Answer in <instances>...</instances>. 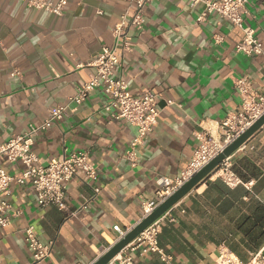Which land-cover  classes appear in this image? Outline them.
I'll list each match as a JSON object with an SVG mask.
<instances>
[{
    "label": "crops",
    "instance_id": "1",
    "mask_svg": "<svg viewBox=\"0 0 264 264\" xmlns=\"http://www.w3.org/2000/svg\"><path fill=\"white\" fill-rule=\"evenodd\" d=\"M134 11V0H67L63 15L26 0H0V142L67 105L96 74L89 63L115 44L114 29ZM202 11V4L189 0H153L144 8L143 31L130 29L131 50L121 57L115 77L132 93L156 92L159 111L158 124L137 147L135 165L127 153L138 129L113 117L101 88L37 135L38 165L64 152L87 151L97 179L88 182L79 173L68 183V211L42 207L31 181L13 180L5 195L13 206L11 224L0 227V264L31 261L29 226L43 243L54 241L50 257L38 264H93L116 243L115 226L133 229L142 220L143 204L160 188L158 179L183 176L200 146L198 134H222L220 122L242 104L235 79L247 77L257 94L264 93V0H250L243 15L261 43L260 55L237 51L243 31L216 13L199 22ZM228 162L239 180L235 185L225 182L220 166L162 217L159 246L168 261L139 248L123 251L110 264L127 253L133 264H217L224 248L244 262L264 252V245L245 236L264 206V127ZM0 167L14 177L24 170L21 162L5 158ZM97 184L101 192L94 198Z\"/></svg>",
    "mask_w": 264,
    "mask_h": 264
},
{
    "label": "built area",
    "instance_id": "2",
    "mask_svg": "<svg viewBox=\"0 0 264 264\" xmlns=\"http://www.w3.org/2000/svg\"><path fill=\"white\" fill-rule=\"evenodd\" d=\"M27 3L39 9H46L57 15H63L67 0H59L58 3H50L46 0H26ZM153 0H134L135 11L130 20L126 16L114 29L115 44L112 47H103L102 51L89 63L95 67L96 74L84 85L77 89L74 97L69 99L67 105L58 106L50 113V117L38 125H32L22 135L11 137L5 142H0V160L5 158L9 163L21 162L24 170L21 176L14 177L4 168L0 167V227L5 228L11 224L10 210L13 206L5 199L10 184L13 180L19 183L31 181L37 195L38 203L42 207L53 206L61 211H68L67 190L68 183L79 173L85 175L86 180L95 181L97 171L89 159L87 151L75 152L67 155L65 152L51 158L46 165H38V156L33 150L35 138L41 132L47 130L55 122L63 119L70 105H81L92 91L101 88L107 95L109 106L114 109L113 117L123 119L138 129V136L132 143L127 153V158L135 165L137 161V147L158 124L159 111L157 109L158 94L152 90H145L141 94L132 93L128 83L121 77H115V69L120 64L124 53L131 50L130 29L132 27L143 31L144 8ZM193 6L202 4L203 11L198 18L199 22L206 20L211 14H218L228 19L235 27L243 31V37L237 45V51H243L249 55L263 53L260 41L255 36L251 27L245 26L244 12L246 4L250 0H189ZM235 87L242 99L240 110L229 113L220 122L222 134L214 136L211 130H204L198 134L200 146L190 163L188 169L179 179L172 180L161 177L157 183L160 186L156 197L143 204V218L149 216L162 202L175 193L193 175L205 167L224 148L248 129L259 117L264 114V93L257 94L252 82L247 77L235 79ZM75 107V109H76ZM223 179L229 185H235L239 180L233 173L231 164L226 159L223 164ZM101 192V187L94 186V198ZM90 200H86L83 207L88 206ZM76 211L70 213L74 215ZM19 212L13 213L18 216ZM162 217L147 227L134 241L126 246L123 251L142 249L143 253H159L164 261L169 260L159 246V235L162 230ZM118 239H123L132 229L123 230L115 226ZM25 239L31 250L32 258L28 264H38L50 257L54 241L43 243L36 234L35 228L29 226L25 230ZM111 247H105L107 252ZM122 251V252H123ZM121 252V253H122ZM120 253V254H121ZM119 254V255H120ZM118 255V256H119ZM117 256V257H118ZM116 257V258H117ZM115 258V259H116ZM113 261V260H112ZM111 261V262H112ZM117 264H133V258L127 253L124 258L117 260ZM217 264H264V252L254 253L249 261H242L230 250L221 249Z\"/></svg>",
    "mask_w": 264,
    "mask_h": 264
},
{
    "label": "water",
    "instance_id": "3",
    "mask_svg": "<svg viewBox=\"0 0 264 264\" xmlns=\"http://www.w3.org/2000/svg\"><path fill=\"white\" fill-rule=\"evenodd\" d=\"M264 127V114L259 117L248 129H246L234 141L228 144L224 150L211 160L205 167L193 175L175 193L162 202L149 216L142 219L129 233L116 242L106 253L98 258L93 264H110L128 244L134 241L147 227L160 219L183 197L191 192L195 187L217 171L223 162L243 147L261 128Z\"/></svg>",
    "mask_w": 264,
    "mask_h": 264
},
{
    "label": "trees",
    "instance_id": "4",
    "mask_svg": "<svg viewBox=\"0 0 264 264\" xmlns=\"http://www.w3.org/2000/svg\"><path fill=\"white\" fill-rule=\"evenodd\" d=\"M233 169L235 170L238 175L243 177L240 171L234 166ZM256 228L254 226L248 230H246L245 236L249 238L250 242L255 246L264 245V206L261 205L258 207V213L256 218Z\"/></svg>",
    "mask_w": 264,
    "mask_h": 264
}]
</instances>
